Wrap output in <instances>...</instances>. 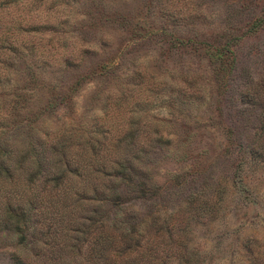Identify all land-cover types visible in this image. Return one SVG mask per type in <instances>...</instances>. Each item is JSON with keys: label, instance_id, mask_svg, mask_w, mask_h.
Segmentation results:
<instances>
[{"label": "rangeland", "instance_id": "rangeland-1", "mask_svg": "<svg viewBox=\"0 0 264 264\" xmlns=\"http://www.w3.org/2000/svg\"><path fill=\"white\" fill-rule=\"evenodd\" d=\"M0 131L41 179L91 148L135 175L121 211L71 194L72 231L55 214L22 240L1 227L0 264H264V0L1 2ZM85 171L62 183L111 180Z\"/></svg>", "mask_w": 264, "mask_h": 264}, {"label": "trees", "instance_id": "trees-1", "mask_svg": "<svg viewBox=\"0 0 264 264\" xmlns=\"http://www.w3.org/2000/svg\"><path fill=\"white\" fill-rule=\"evenodd\" d=\"M1 2L9 3V0H2ZM226 48V45H223L219 49L214 48L208 55L209 58L213 59L214 63L218 65V68L223 67L224 60L222 57H224V53L227 52ZM232 61L233 60H231L230 64H232ZM253 93L258 94V90L255 88L252 94ZM2 109L9 110L7 107H3ZM6 113L9 114L1 117L3 119L2 124L10 117L12 111L9 110ZM89 154L88 158H85V155L82 153H75L73 156L62 155L61 163L65 167V170L50 173L41 179L43 175L42 171L44 170L41 159H35V161L32 160L24 163V158L21 156L16 157L17 154L13 155L7 146L0 148V228L13 230L15 233L19 234V238L22 240L28 227L30 231L40 230L39 228H35V226L38 225V223L42 225L41 219L43 221L49 214H55L61 217L62 220L64 217H67L63 227L69 231L72 222H75L73 219L75 208L70 204V200H72L71 194L72 197H76L77 195L89 196L88 198L90 201H96L98 204L104 201V203L111 204L117 210H120V204L126 201L123 200V193L125 191H122L120 189L121 187L116 185V182L121 183L126 181L128 185L134 182V173L130 172L131 174H129L128 167H126V165H129L131 162L128 163L129 161L125 153H120L118 157H111L108 155L104 157L100 156L97 150L91 148ZM80 164L84 166L87 175L101 173L102 175L111 177L110 181L113 180L115 183L108 180L107 182L102 181L100 186L92 185L83 188H76L70 184H63L62 181L64 179L67 180L65 173L70 169V166L74 165L78 168ZM131 170H133V168ZM120 178L122 179L120 180ZM36 181L40 182V187ZM51 183L53 186L47 187L50 186ZM109 184L114 186L110 187L108 186ZM136 188L139 189L138 193L141 194V196H144L148 192V189L144 188L143 181H135V189ZM203 195L204 191L201 190L197 195L190 197V201L196 199L204 202L205 200L202 199ZM122 214L128 216L125 217V219L130 218L129 215H131V213L125 211L122 212ZM113 226L114 225L111 224L110 227L112 228ZM39 227L43 228L42 226ZM62 231H64L65 234L67 232L65 230H60L59 234L63 233ZM70 231H72V229H70ZM47 232H52L53 236H56L54 231L51 230L50 225L46 226L45 233ZM58 236L59 235L56 237ZM127 236L130 238V235ZM91 244L94 245L96 250H99V252L101 251V254H103L105 249H102V247L106 245L110 248L111 240L106 235H99ZM15 259L16 257L14 260ZM17 262L22 264L19 260H17ZM145 262L147 264L169 263V261H167V256L163 258L159 254L146 258Z\"/></svg>", "mask_w": 264, "mask_h": 264}]
</instances>
